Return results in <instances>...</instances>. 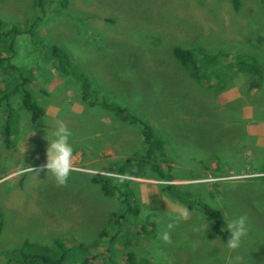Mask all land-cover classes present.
I'll return each mask as SVG.
<instances>
[{
    "label": "rangeland",
    "instance_id": "obj_1",
    "mask_svg": "<svg viewBox=\"0 0 264 264\" xmlns=\"http://www.w3.org/2000/svg\"><path fill=\"white\" fill-rule=\"evenodd\" d=\"M38 16L33 36L0 35V87L18 83L13 67H20L31 77L25 89L35 104L49 113L58 105L62 115L34 121L20 105L22 93L0 94V264H37L21 258L25 242L66 255L62 264H123L120 244L127 241L137 264H264V175L252 176V156L229 144L244 139L232 112L246 107L234 103L239 88L226 84L235 75L264 96V0H0V29H23ZM176 47L194 53L195 77L173 55ZM75 104L84 106L81 115ZM104 114L132 130L114 170L101 149L85 154L101 142L91 134L114 136L99 119ZM61 119L71 132L73 169L95 172L72 170L63 185L43 167L45 131ZM106 174L123 179L109 180L110 190L120 188L111 196L93 181ZM165 184L186 187L183 203L164 201ZM237 216L245 217L247 233L230 250L213 224L219 217L227 232ZM169 223L165 242L160 233Z\"/></svg>",
    "mask_w": 264,
    "mask_h": 264
},
{
    "label": "trees",
    "instance_id": "obj_2",
    "mask_svg": "<svg viewBox=\"0 0 264 264\" xmlns=\"http://www.w3.org/2000/svg\"><path fill=\"white\" fill-rule=\"evenodd\" d=\"M38 2L40 4V3H42V0H38ZM40 12H41V14H44L43 11H40ZM40 20H41L40 19V16H38L34 21H32L30 24L27 25V27H25L23 29H13L14 26H12V28L0 29V35L2 34V32H5L6 30H8V34H10L11 37L18 35L19 33L20 34H22V33H28L31 36H33V32H34L35 28L38 26ZM3 27H4V24L2 23V21H0V28H3ZM0 41H2L1 38H0ZM172 53H173V55L178 60H181L182 63H184V65H188L189 68L194 72V70L191 67L195 63V61H194V56L195 55H194V53H192V50H185L183 48L176 47V48H173L172 49ZM1 60H4V59H1L0 58V62H1ZM203 62H204V59H200V62L199 63L202 64ZM194 66H195V69H196L197 65H194ZM13 68L18 73V76H19L18 80H19V82L16 83L12 88L7 87L6 85L1 86L0 87L1 88V90H0L1 93L0 94H3V92H9L8 94L3 95L1 98L2 99L3 98H9L10 95H12L14 97L20 98V94L19 93H22L23 94L22 98H24V99L21 98L22 101H21V104L20 105L22 107L27 108L29 111L33 112V118L34 119H32V120L36 121L37 118H40V119L45 118L48 121L52 122L53 120H55V117L57 115H59V117L61 118L62 108L60 106L56 105V106L59 107L60 111L54 117L52 115H48L47 112L44 111L43 108H40L39 106H37L35 104V102L33 101V97H32L31 92H29V90L25 89V85H28L27 81L28 80L29 81L31 80L30 75H29V77H26L25 74H23L21 72L20 67H13ZM198 68H199V66H198ZM240 68L242 70L246 69V70H249V71H255L254 74H256V75L257 74H260V75L262 74V72L259 73L256 70L257 67H254V68H251L250 67L249 68L247 65L243 64L242 66H240ZM198 73H199V71L196 72V74H198ZM234 74L235 73H233V75ZM193 76L195 77V72H194V75ZM234 77H235V75H234ZM234 77H233V79H234ZM233 79L231 80L230 77H229V79L227 80V83L226 84L233 83L234 82ZM261 82H262V80H261ZM204 83H205V85H208L209 84L208 81H204ZM97 104H100V102H98ZM88 107L89 108H96L94 105H88ZM229 108H231V107H229ZM73 113L78 114V115H81L80 113H77V112H74V111H73ZM8 115H10V114L8 113ZM5 117H6L7 120H9V116H5ZM7 120H6V122H7ZM61 121H62V119H61ZM7 134H8V132H6V136H7ZM91 135H92V138H96V137H94L95 134H91ZM153 137H154L153 135H147L145 141L146 140L147 141H151V139H152L154 141V143H156L155 145H157V146L161 145L160 143L156 142V138H153ZM96 139L100 140L99 138H96ZM127 142L129 143L130 141H127ZM102 143H103V141L101 139L100 145H102ZM128 143L125 146H129ZM100 145H98V144L97 145L96 144H89L86 149L91 150L90 147H93V146H96L97 147V146H100ZM8 146L9 147H13L12 144H8ZM79 147H77V148H79ZM164 148L166 149V144L164 145ZM98 149H99V147L96 150H94V151H97ZM151 152H153V151H152V148L150 147V150L147 151L148 155H150ZM136 160H141V159H138L137 158V159H135V161ZM131 165H132V163L130 162V159H127L125 161V163H124V166H131ZM153 169L156 172L155 166H153ZM73 170H80L82 172H90V173H92L91 171H85V170H82V169H73ZM122 170L123 169L119 170V173H123ZM111 178H113V177H111V176H109L107 174L106 175H99V176H96V177L93 178L94 183L95 182L97 183L98 179H100L101 182H103L101 189H102V191L104 192V194L106 196H111L112 193L114 194V193H117L118 191H120V188L118 187V185H116L115 187H113L112 190H110L108 188L107 185H110L109 180ZM113 179L116 180L115 181V184L120 183L121 181L123 182V179L122 178H120L119 180L117 178H113ZM128 182L126 180V183L127 184H128ZM176 186L177 185H174V184H167L165 186V189H166V191H170V190H173V189L177 188ZM153 192H154V189H153V191L151 193H153ZM133 196H135V195H133ZM178 196L181 197V199L182 198H187V196L185 197V195H182V193L181 194H178ZM182 201H183V199H182ZM213 212L214 211H212V210L211 211H207L208 214H211L215 218V214ZM139 213H140V210L139 209L135 210V212H134L135 215H139ZM122 216L123 215H121L119 217V220H118L119 222H120ZM217 222L218 223H221V224L220 225L213 224V225H215V231L218 234L222 235V239L226 241L229 234H228V232H224L223 230L220 229V226L221 225L223 226V224L220 221V218L219 217L216 218V223ZM100 234H101L102 237H104V236L108 235V231L107 230H103ZM126 244H128V245H121L120 244L121 252L123 253V256H124V262H123V264H137V262H136V254L133 252V249L135 247V244H133L130 241H127ZM128 249H129V251H126ZM17 250L18 251L25 252V254H22L20 256H21V258L25 259L26 262L31 261V259H32V260H35L37 262V264H62L63 261H64V258L66 257V255H63L62 257H59V258L56 257V256H54V255L52 256L51 254L45 255V254H43V250L49 252L51 250V247L50 246H39L38 247L37 245H34V244L30 243V242L23 243V245L20 246V247H18ZM32 250L35 251L36 255H35V253H34V255L31 253ZM63 251L65 252V249L64 248H63ZM106 251H107L106 253L108 255H110V250H109L108 243H107ZM124 251H126V252H124ZM94 256H93V258H95ZM111 257H113V256H111ZM119 261H120V259L117 258V263H115V264H119ZM87 262H88V259L85 258L84 261L80 262L79 264H86Z\"/></svg>",
    "mask_w": 264,
    "mask_h": 264
},
{
    "label": "crops",
    "instance_id": "obj_3",
    "mask_svg": "<svg viewBox=\"0 0 264 264\" xmlns=\"http://www.w3.org/2000/svg\"><path fill=\"white\" fill-rule=\"evenodd\" d=\"M252 79V78H251ZM255 82V81H254ZM233 85L235 89L239 90H234V103L244 105L246 108H242L243 111L237 112L236 118H235V123L238 125V129L244 130V139L248 140V143L245 144L243 143V140L241 139H236L235 144L237 146V151L239 153L244 152L250 154L251 160L253 161L252 166L250 167L251 169L254 170L255 176H262L264 175V166L260 165V163L264 162V113L261 114L259 112L260 107H262L264 111V106L261 105L264 101V96L259 93V87L255 86H250L249 83H247L244 80H240V83L233 82ZM251 100L248 98L251 97ZM244 99L247 102H244ZM80 105V106H77ZM255 107V110H254ZM253 108V110H252ZM233 109V108H232ZM72 110L77 113H82L84 110V106L81 104H75L72 107ZM60 109L58 106L54 107L53 111L51 113L47 112L48 115L56 116L59 113ZM102 123H110V125L113 127V131L110 134H113L114 136L112 138H104L106 135L105 133H102L100 131V134L97 136H94L96 138L102 139L103 143L99 147L98 150L101 152H106L108 155V163L111 165L110 167L112 170L114 166L112 165V162L116 160L118 157L117 155V148L121 150V148L125 147V145L128 143L127 141H130L129 139L132 138V130H127L126 128H121L120 126H117V118L116 117H110L108 114H104V118L100 117L99 118ZM129 129H131L129 127ZM118 130H123V132L117 136ZM95 134V133H94ZM139 134L136 136L138 138ZM154 136V135H153ZM135 138V139H136ZM155 138V136L153 137ZM114 146V147H113ZM166 149L169 151L168 147ZM97 150V151H98ZM90 151V150H89ZM87 154V157L90 155L94 154V150H91L90 152H85ZM98 159L92 160V162L97 161ZM249 166L247 169H250ZM95 173L94 171H92ZM165 184L162 187L163 193H164V201L172 200L176 202H182L181 197L178 196V194H181L182 190H184L186 187L185 186H180L177 185L175 189L166 191ZM158 187H154V193H158ZM187 209V208H186ZM182 210V209H181Z\"/></svg>",
    "mask_w": 264,
    "mask_h": 264
},
{
    "label": "clouds",
    "instance_id": "obj_4",
    "mask_svg": "<svg viewBox=\"0 0 264 264\" xmlns=\"http://www.w3.org/2000/svg\"><path fill=\"white\" fill-rule=\"evenodd\" d=\"M70 130L61 120H56L54 125L45 131V139L47 141L46 162L43 167L55 179L56 183L63 185L73 170V146L70 143ZM27 171L34 172L33 168H28ZM255 176V175H252ZM186 215V214H185ZM172 225L169 223L165 229L161 231L160 238L163 241L169 240V233ZM225 228L228 232L226 247L230 250H235L240 246L242 238L247 233V225L244 216H237L227 220ZM238 259V257H237Z\"/></svg>",
    "mask_w": 264,
    "mask_h": 264
},
{
    "label": "flooded vegetation",
    "instance_id": "obj_5",
    "mask_svg": "<svg viewBox=\"0 0 264 264\" xmlns=\"http://www.w3.org/2000/svg\"><path fill=\"white\" fill-rule=\"evenodd\" d=\"M232 114H234V115H235V113H234V112H232ZM235 118H236V115H235ZM234 121H235V120H234ZM234 121H233V123H234ZM235 140H236V139H234V140H233L231 143H229V144L231 145L233 142H235ZM229 151H230V147H229ZM229 151H228V152H229Z\"/></svg>",
    "mask_w": 264,
    "mask_h": 264
},
{
    "label": "bare ground",
    "instance_id": "obj_6",
    "mask_svg": "<svg viewBox=\"0 0 264 264\" xmlns=\"http://www.w3.org/2000/svg\"><path fill=\"white\" fill-rule=\"evenodd\" d=\"M34 28V27H33Z\"/></svg>",
    "mask_w": 264,
    "mask_h": 264
}]
</instances>
